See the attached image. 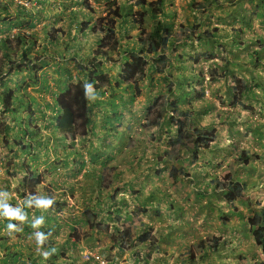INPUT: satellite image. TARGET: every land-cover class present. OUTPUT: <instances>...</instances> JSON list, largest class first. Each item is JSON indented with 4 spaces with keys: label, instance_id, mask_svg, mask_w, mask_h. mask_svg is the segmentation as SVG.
<instances>
[{
    "label": "rangeland",
    "instance_id": "obj_1",
    "mask_svg": "<svg viewBox=\"0 0 264 264\" xmlns=\"http://www.w3.org/2000/svg\"><path fill=\"white\" fill-rule=\"evenodd\" d=\"M108 1L83 2L101 11ZM120 6L114 60L101 58L89 67L88 59L80 61L81 77L93 69L94 77L105 73L110 79L98 99L104 97V112L100 103L90 101L97 112L88 117L86 136L69 144L54 128L50 103L43 107L34 102L23 110L22 119L32 117V135L22 133L11 116L24 108L16 104L9 113L0 103V191L10 180L9 193L14 194L23 170L35 168L37 191L43 192L37 200H54L46 210L34 205L42 213L37 220L43 221L35 233L56 243L52 251L42 249L49 255L47 264H92L83 260L86 251L101 253L110 264L260 262L264 255L247 219L264 207V0H163L156 16L134 6L133 0H120ZM164 27L169 28L168 43L146 56V75L133 96L119 78L129 63L126 51L142 35L161 37ZM39 54L43 56L39 52L35 63L17 72L21 90L15 91L46 103L55 87L45 90L34 80L42 70L51 87L54 64ZM75 61L67 58L61 65L76 73ZM111 102L118 107L112 110ZM173 103L190 114L182 117L184 128L173 120L179 118L171 110ZM195 129L213 134L212 145L195 155L182 148L168 156L172 141H186V130L193 134ZM21 142L30 143L31 151L17 150L23 149ZM215 180L229 186L220 188ZM236 185L244 187L243 195L230 202L229 187ZM7 226L0 218L2 243L13 235ZM127 226L134 233L130 241L118 234ZM143 230L151 236L139 242L136 237ZM6 251L0 246V264H32L21 255L13 260Z\"/></svg>",
    "mask_w": 264,
    "mask_h": 264
},
{
    "label": "trees",
    "instance_id": "obj_2",
    "mask_svg": "<svg viewBox=\"0 0 264 264\" xmlns=\"http://www.w3.org/2000/svg\"><path fill=\"white\" fill-rule=\"evenodd\" d=\"M133 5L142 7L146 10L149 15H160L163 10V0H133ZM20 7H25L23 5H18ZM89 9L90 7L87 6ZM92 14L95 15L93 21L91 23H83L80 24V29L82 31H85L86 28L90 26L91 31L90 33L96 35V39L93 41V47H86L81 45L82 43H79L77 40L74 41V43L77 45L78 48L77 51L82 53L83 55L77 56L73 55V58L76 59V66L74 67L77 69L76 73L72 71L69 67L65 66L62 67V60L63 59H51L53 61V68L52 71L55 73V77H52L51 87L49 85V82L47 81V77H44L43 75H40L39 77L35 78L34 84L37 87L44 88L45 90L49 89L51 90L52 86L59 91L54 96L53 103L50 106L52 110L56 111L58 110L59 113L55 115V117L52 118V123L54 125L55 130H57L60 135L64 138V136L70 141V143H74L77 137H84L87 135L89 129V115L92 112V105L90 100L86 99L85 97V90L84 85L86 83L91 84L93 92L97 94V96L103 95V91H100L102 87H104V84L110 82L109 77L104 73L99 75L98 77H94L95 74H97V70L89 69V66H93L95 64V61H97L100 57H104L105 60L113 61L112 53L117 52L119 50V39L118 34L116 31V20L121 18L120 13V5L119 0H109L107 4L104 7V15H102L99 11L91 10ZM61 14H63L64 9H58ZM74 17V16H73ZM50 20L55 21V23L59 20L58 14L52 16ZM25 21V20H24ZM89 23V25H88ZM25 24L32 26L33 23H30L29 21H25ZM61 28V27H60ZM89 28V29H90ZM87 29V30H89ZM62 32L63 29L61 28ZM58 31V30H56ZM163 35L159 38H156L154 36H148V35H142L140 36L138 42L140 44V48L137 50H130L129 53V64L126 65L122 69V73L120 74V80L123 82L130 91H132V95H136L140 92L139 83L144 79L147 71V61L146 56L149 53L156 52L157 46L160 48H165V46L168 43L169 38V28L164 27L163 28ZM79 33V32H78ZM87 35V34H86ZM85 35V36H86ZM208 36H212V34H208ZM180 37V36H179ZM178 37V38H179ZM86 40V39H85ZM84 40V41H85ZM36 40L34 39H27L25 36V33L22 31H18L13 38H4V41L2 42L3 47L5 49V53L0 57V103L4 106L5 109L8 108L9 113L10 110H14V106L18 104L19 106L23 107L21 113H18L20 115H14L11 116L12 119H15L17 123H19L22 127L19 128L20 132L22 133H31L32 134V117H28L26 120H22L24 115L23 110L26 111L28 108L30 109V105L32 107V102L34 101L33 95L29 93H23L20 94L15 91V88L20 89V77L17 76V72L22 71L21 67L28 68L30 63H35L37 61V56H32V53L30 51L32 50ZM72 43V41H71ZM80 45V46H79ZM89 45V44H88ZM74 45L71 47V52H75ZM89 50V51H88ZM72 53V54H73ZM87 53V54H86ZM79 57V59H78ZM163 57L160 56L157 58L158 61H163ZM87 69L90 70L86 74L83 72L82 74V66L80 61L87 60ZM17 62H24L26 64L25 66L17 65ZM43 64H47L48 61H42ZM155 65L158 68V64L155 61ZM14 66V67H13ZM49 67V66H48ZM92 70V71H91ZM158 71H161L160 67L157 69ZM5 75L3 76V74ZM11 78V79H10ZM8 79V80H7ZM11 81V85H14V89H9L8 81ZM33 83V82H32ZM131 94V93H130ZM133 100V97H130V101ZM156 101V99L154 100ZM95 104H99L100 101L97 99ZM115 103V102H114ZM111 102L112 110L117 108V105ZM172 112L179 116L178 119H173L181 128H184L186 125V121H182V117H190V114L188 111H182L177 108V106L173 103L172 105ZM113 118L118 119L119 115L117 113H113ZM172 118V117H171ZM174 118V117H173ZM6 133L9 132V129H11L10 126H7ZM14 126L12 127V131L14 132ZM12 132V133H13ZM9 133V134H12ZM15 133V132H14ZM15 136L13 139H15ZM184 138L187 140L184 141L182 137H177L172 141V146L170 147L168 151V156L171 155L172 150L180 151L182 148H186L190 150L194 155L196 154L197 150L199 149H208L212 143L214 142V135L209 134L208 131H203L201 129H195L193 134L186 132L184 133ZM18 141H21V138L18 137ZM23 145V149L18 148L17 150L24 152H27V149H31V145H27L23 142H21ZM19 144V143H18ZM20 145V144H19ZM14 143L9 144V147L11 148L13 156L17 157L19 156L17 153V150L13 148ZM21 146V145H20ZM25 150V151H24ZM76 153V152H75ZM167 154V153H166ZM242 156L246 157L245 160H247V156L245 151L241 152ZM30 168H32V171L28 173V177H30V181H27V190L26 193L28 196L32 197L38 195L37 186L39 183V175H36L35 168L31 165ZM9 170L8 168H6ZM172 170H175V167L172 168ZM35 175V176H34ZM217 185L220 186V188H227L229 184H223L219 181H214ZM243 189L244 187L236 185L235 187H229L230 195L228 198V201H233L243 195ZM23 195L25 193H22ZM43 195V192H40L39 197ZM23 197V196H22ZM36 198L31 199L32 201L28 202L25 201V198L23 197L22 201L19 203L21 205V208L17 209L21 215L24 216L23 226L22 229L25 230L26 235H22L20 232H15L16 241L15 243L24 242L25 247L28 245L26 241H29V247L26 248L28 252V256L32 264H39L37 261L41 262L42 260L44 263L47 262L45 258L39 257V255L42 253V249L45 248V250L52 251L53 248L50 247L52 244L56 243L53 240L47 241V243H43L42 245H37L36 242V233H31L32 228L34 229L35 225L32 223L31 217H30V208L29 205L33 200H36ZM13 201H15L13 199ZM23 202H25L23 204ZM36 215L38 214V211H36ZM2 213L1 219H5L8 224L11 223V219L6 217L4 215V208L2 207L0 209V214ZM4 215V217H3ZM39 215V214H38ZM42 216V215H40ZM45 218V216H44ZM49 217L48 214L46 215V220L48 221ZM51 220V219H50ZM247 224L249 226L251 235L256 243L257 246L261 247L262 253L264 255V207L260 208L258 212H255L247 219ZM29 226H31L29 228ZM50 230V229H49ZM118 230V228H117ZM118 234L120 235L121 240L124 241H130L134 237L133 230L127 226L122 230L118 231ZM150 232L149 230H143L140 232L136 239L139 242H145L148 241L150 238ZM10 238V237H9ZM4 239V238H2ZM8 239V238H6ZM34 247L35 250H38V254L34 255V249L31 248ZM36 247V248H35ZM52 248V249H51ZM20 252V250H19ZM6 260V259H4ZM43 264V263H42ZM47 264V263H46ZM53 264V263H49ZM256 264H264V259Z\"/></svg>",
    "mask_w": 264,
    "mask_h": 264
},
{
    "label": "crops",
    "instance_id": "obj_3",
    "mask_svg": "<svg viewBox=\"0 0 264 264\" xmlns=\"http://www.w3.org/2000/svg\"><path fill=\"white\" fill-rule=\"evenodd\" d=\"M18 5L20 4H17L12 0H0V57H2L5 53V49L2 44L4 38H13L18 31L24 32L27 39L36 40V44L39 45H36L34 50H36L37 53L41 52L43 56L39 55L42 58L47 56V60L49 59L50 63H53V61L58 58L63 60L68 58L70 63L73 55H77V53V56L83 55L76 49L78 48L74 43L76 40L79 43H82L81 45L85 46L84 49H86V47H93V41L95 40V37L93 36L94 34L92 35L90 30H87L89 28L82 31L80 29V24L92 21L95 15L90 12V9L87 8V5L82 0H35L32 4L25 7H20ZM58 9H64V13L61 14ZM56 14H58L59 20L55 23V21H51L50 18ZM24 20L33 23V25L30 26L25 24ZM60 27L63 29V32ZM73 45L75 46L73 47L75 50L74 53L71 52V47ZM133 46L134 43L131 48H137ZM125 55L127 54L125 53ZM50 57L54 60H51ZM69 66L71 67V64ZM41 71L42 70H40L39 74L44 75L45 72ZM10 79L8 81L9 85H11ZM56 93H59V91L57 90ZM101 96H98V99H100ZM102 98V101H100V107L103 109L102 112H104V97ZM40 99L43 100L42 98ZM40 99H38L37 102L34 100V103L45 107L48 106L49 103L51 105L54 98L52 101L46 103H42ZM96 112L97 110L92 109L91 116ZM0 194L2 195L0 196V202H5L7 205L11 204L13 207L16 205L18 206V202L9 195L8 188H4V190L0 191ZM13 199L15 201H13ZM24 203L25 202H23V204ZM33 206L34 204L31 205L30 203L29 208L36 210ZM38 214L42 213L39 212ZM22 232L24 234L23 229ZM24 235H26V233ZM15 241L16 239L10 238V241H7L6 243L0 242V246L7 250V256L11 255L13 260L17 259L18 255H21V258L24 257L26 261H29L30 259L26 248H30V243L28 242V245L25 247L24 242L16 244ZM31 248L34 249V247ZM17 249L20 250V252H18L19 254L13 253ZM33 251L34 255H37L38 250L34 249ZM2 258L3 260L6 259V256L3 253Z\"/></svg>",
    "mask_w": 264,
    "mask_h": 264
},
{
    "label": "clouds",
    "instance_id": "obj_4",
    "mask_svg": "<svg viewBox=\"0 0 264 264\" xmlns=\"http://www.w3.org/2000/svg\"><path fill=\"white\" fill-rule=\"evenodd\" d=\"M1 1H3V0H1ZM12 1H14V2H16L17 4H20V5H23V6H28V5H30V4H32L35 0H21V2H19L18 0H12ZM82 1H84V0H82ZM87 2H88V0H86ZM85 3V2H84ZM93 3H95V2H93ZM88 7H90V8H92L91 10H95V11H99L98 9H95L94 8V6L91 4V3H85ZM119 5H120V0H119ZM135 6V5H134ZM89 8V9H90ZM121 6H120V13H121ZM102 15H104V8L101 10V11H99ZM123 13H121V15H122ZM122 17V16H121ZM120 19V18H119ZM119 19H117V20H119ZM117 20H116V24H117ZM93 21V20H92ZM92 21H90L89 23H91ZM85 23H87V22H85ZM89 23H88V25H89ZM116 26V25H115ZM88 28H90V26L88 27ZM90 31H91V28L89 29ZM93 35V34H92ZM94 37H95V39H96V35H93ZM37 42H35V44H34V46H33V48H32V50H33V52H34V54H32V56H35L36 54H38L37 52H36V50H34L35 49V46L36 45H39V44H36ZM133 47H137V49L138 48H140V44H139V42H137V46L135 45V43H134V46ZM134 49H136V48H131V49H129L128 51H126V53L129 55V53H130V50H134ZM104 58V57H100L97 61L98 62H100V61H102V59ZM129 60H130V58H129ZM96 62V61H95ZM129 64V63H128ZM127 64V65H128ZM121 73H122V71H121ZM5 75V73L3 74V76ZM145 78V77H144ZM123 83V82H122ZM84 90H85V97H86V99H88V100H90V101H92V102H95L99 97L97 96V94L96 93H94L93 92V89H92V86H91V84H89V83H86L85 85H84ZM57 92V90H54L53 91V98H54V96L57 94L56 93ZM52 105V104H51ZM118 107V106H117ZM92 109H93V106H92ZM57 112L59 113V111L58 110H56V111H54V114L55 115H57ZM92 113V112H91ZM91 115V114H90ZM89 115V116H90ZM53 118V117H52ZM58 132V131H57ZM59 133V132H58ZM30 135H32L31 133H30ZM59 135H60V133H59ZM61 136V135H60ZM62 137V136H61ZM65 137V136H64ZM65 140H67V141H69L66 137H65ZM30 144V143H29ZM69 144H71L70 143V141H69ZM73 144V143H72ZM27 146V145H26ZM32 147V146H31ZM27 151L29 152V151H31V149L29 150V149H27ZM1 167V166H0ZM23 170V169H22ZM23 172H24V178L22 179V181L20 182V188H19V190L16 192V191H13L14 192V194L12 193V194H10L9 193V195L11 196V197H13L17 202H18V206L16 205V206H14L13 207V205H7V203H5V202H0V209L3 207L4 208V215L6 216V217H8V218H10V219H14V221L13 220H11V223L12 224H8V229H10V230H12L13 231V235H12V237H10V238H13V239H16V236H15V232L17 233V232H20L22 235H23V232H22V224H23V220H24V216L23 215H21L20 213H19V211L17 210L18 208L20 209L21 208V205L19 204L21 201H22V199H23V197L25 198V201H28V202H30V201H32L31 199H35L36 198V195L35 196H32V197H30V196H28V194L26 193V190H27V181L29 182L30 180V177H28V173H26L27 171L26 170H23ZM9 185H11V182H10V180H9ZM7 186L6 188H8V191L10 192L11 191V188H10V186ZM22 193H25L24 195L22 194ZM38 194H39V192H38ZM1 195V194H0ZM2 196V195H1ZM23 196V197H22ZM1 200V199H0ZM35 203H36V205H37V208H42V209H47V208H49L51 205H53V203H54V200H52V199H47V198H40V199H38L37 200V198H36V200H33V202H31V205L32 204H34L35 205ZM20 205V206H19ZM34 207V206H33ZM36 208V207H35ZM36 211H39V209H37V210H34L33 208H30V217H31V220H32V223L35 225V227H34V229L31 227V226H29V228L31 227L32 228V230H31V233H33V232H36V227L38 228V224H41L43 221H42V219H38L37 220V218H36V214H35V212ZM4 215H3V217H4ZM1 216H2V213L0 214V218H1ZM34 217H35V220H34ZM4 219V218H3ZM17 227H18V229H17ZM24 231V233H26L25 232V230H23ZM7 236V238H8V241H9V236L8 235H6ZM46 239H47V237L44 235V234H42V233H36V242H37V245L39 246V245H42L43 243H46ZM95 252H97V251H95ZM98 253V252H97ZM19 254V253H18ZM103 258H104V256L101 254V253H99ZM41 255H43V257L45 258V259H47V258H49V255L47 254V253H41ZM106 259V258H105ZM107 260V259H106ZM85 262H89V263H92V264H95V262L94 261H91V260H88V261H86V260H84ZM108 261V260H107ZM109 262V261H108ZM97 264V263H96ZM109 264H110V262H109Z\"/></svg>",
    "mask_w": 264,
    "mask_h": 264
},
{
    "label": "built area",
    "instance_id": "obj_5",
    "mask_svg": "<svg viewBox=\"0 0 264 264\" xmlns=\"http://www.w3.org/2000/svg\"><path fill=\"white\" fill-rule=\"evenodd\" d=\"M18 1L21 2V0H18ZM83 255H84L83 260H86V261L91 260L97 264H109V262L97 252H94V251L87 252L86 251L85 254Z\"/></svg>",
    "mask_w": 264,
    "mask_h": 264
}]
</instances>
